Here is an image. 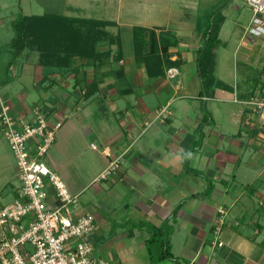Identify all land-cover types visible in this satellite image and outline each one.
Returning a JSON list of instances; mask_svg holds the SVG:
<instances>
[{
  "label": "crops",
  "instance_id": "obj_1",
  "mask_svg": "<svg viewBox=\"0 0 264 264\" xmlns=\"http://www.w3.org/2000/svg\"><path fill=\"white\" fill-rule=\"evenodd\" d=\"M115 2L120 9L123 0H101L103 10ZM210 14L198 13L195 17L203 19L189 28L169 14L164 21L163 16L135 20L126 25L127 47L116 31L125 25L95 18L115 24L108 28L121 37L120 59H114V45L104 44L99 49H110V56L100 66L75 60L69 69L44 68L38 54L30 58L33 53L23 51L25 63H15L11 79L0 87L11 116L32 123L39 108L50 123H60L44 161L76 196L74 216H93L87 240L94 256L113 264H264V122L240 98L253 90L250 86L244 90L216 78L208 95L200 94L202 40L196 28L203 30ZM228 23L232 36L236 23ZM137 26L170 32L177 41L170 59L179 65L148 78L134 57ZM222 29L223 21L218 37ZM237 51L264 76V39L242 44L239 38ZM257 82L262 86L253 95L264 99V77ZM115 159L116 174L95 181ZM152 228L162 231L158 239L170 256L156 259L159 249L148 255Z\"/></svg>",
  "mask_w": 264,
  "mask_h": 264
},
{
  "label": "built area",
  "instance_id": "obj_2",
  "mask_svg": "<svg viewBox=\"0 0 264 264\" xmlns=\"http://www.w3.org/2000/svg\"><path fill=\"white\" fill-rule=\"evenodd\" d=\"M244 2L251 16L240 42L264 39V0ZM245 104L264 122V99L253 97ZM34 114L32 123L11 116L0 95V129L15 158L18 179L13 201L0 208V264H113L93 255L87 240L95 227L93 216H74L76 196L44 161L60 123H50L39 108ZM119 168V159L112 160L95 181ZM219 213L221 225L225 211Z\"/></svg>",
  "mask_w": 264,
  "mask_h": 264
},
{
  "label": "trees",
  "instance_id": "obj_3",
  "mask_svg": "<svg viewBox=\"0 0 264 264\" xmlns=\"http://www.w3.org/2000/svg\"><path fill=\"white\" fill-rule=\"evenodd\" d=\"M222 21L221 14L213 12L206 19L203 30L200 27L196 28L202 40L197 52L201 95H208L216 80L215 50L225 46V43L218 39L219 25ZM114 25L110 21L57 13L21 15L11 22L13 37L10 41V50L14 59L24 50L36 51L38 64L44 68L69 69L75 60H90L92 65L100 66L110 56V49L102 51L99 49L101 45L106 44L108 47L114 45L117 53L114 59L121 58V37L107 29ZM132 36L135 60L143 64L148 78L162 77L166 71L173 70L179 65L177 60L170 59L169 49L177 45L170 32L157 33L153 29L137 26L132 28ZM78 67L74 68L73 72H77ZM93 86L92 83L91 88ZM253 90L248 95L240 94V98L249 101L254 97ZM151 231V238L147 241L148 255L153 257L155 249L156 251L159 249L156 259L161 260L170 256L167 244L164 245V241L158 239L162 231L153 228Z\"/></svg>",
  "mask_w": 264,
  "mask_h": 264
},
{
  "label": "rangeland",
  "instance_id": "obj_4",
  "mask_svg": "<svg viewBox=\"0 0 264 264\" xmlns=\"http://www.w3.org/2000/svg\"><path fill=\"white\" fill-rule=\"evenodd\" d=\"M148 1L149 2H145L144 0H123V5L120 9H118L119 4L115 2L110 6V9L103 10L101 0H0V87L3 86L6 78L11 79L10 76L12 71L16 69L14 66L15 63L17 64L16 66L25 63L24 54H22L23 51L20 53L22 55L19 58L17 57L20 54L14 59L10 50V41L13 37L11 22L21 15L30 16L42 15L43 13H57L68 16L79 15L84 18L94 19H98L99 17H109L105 19L118 20L119 23L125 25V27L120 26L116 31L120 32L124 44L127 47L128 44H131V33L126 27L128 23L134 22L135 20L142 22L144 18H148V16H163L161 21H164L169 14L172 17V20L175 21L174 23L181 21V25L189 28L193 24V21L198 22L200 20L201 16L198 18L195 16L198 15V13L201 14L204 10H207L210 13L219 12L223 18L225 28L222 29L221 34L218 37L221 42L223 41L225 43V46L223 45L224 47L215 50V79L223 80L229 85H238L241 89L244 88V90L247 88L245 85L248 87L250 86L252 89L256 86H262L260 82H257L258 79L264 77L262 76V73H260L261 69H258V65L257 67L253 66V69H249V67H252L250 63L245 64L241 59L243 53L241 51L234 52L241 34L240 26H245L247 24L251 14L249 7L245 4L244 0H233L232 3V0ZM229 3H231L230 6ZM232 5L237 6V11L232 10ZM166 9H169V11H165ZM74 10L79 13L72 14V11ZM165 12L167 14L164 15ZM224 13L225 15L227 14L226 18L224 17ZM201 19L203 18L201 17ZM202 21L204 22V20ZM232 21L236 24H233L232 28L235 33L231 36V29H227V26L229 27L230 23L228 22ZM112 29L113 28H108L110 32L113 31ZM225 31L227 33L223 34ZM24 51L33 53L30 54V58L35 56L34 54H38L36 51ZM14 86H17V83H14ZM254 97L262 100L260 94L255 95ZM237 101L240 100H237L236 98L235 102ZM212 104L217 103L212 102ZM207 106L208 109H211L210 103H208ZM233 107L237 108V105H234ZM238 107H242V105L239 104ZM208 117L209 115L207 114L206 118L208 119ZM0 137L1 208L13 201L14 188L18 186V179L15 158L1 129ZM95 257L99 256L97 255Z\"/></svg>",
  "mask_w": 264,
  "mask_h": 264
}]
</instances>
